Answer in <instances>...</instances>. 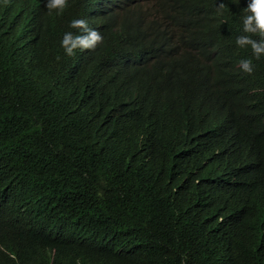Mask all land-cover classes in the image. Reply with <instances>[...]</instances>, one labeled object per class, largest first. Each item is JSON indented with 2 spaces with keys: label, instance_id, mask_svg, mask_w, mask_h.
Wrapping results in <instances>:
<instances>
[{
  "label": "trees",
  "instance_id": "16d2710c",
  "mask_svg": "<svg viewBox=\"0 0 264 264\" xmlns=\"http://www.w3.org/2000/svg\"><path fill=\"white\" fill-rule=\"evenodd\" d=\"M245 2L27 0L0 24V264H264V55L235 45ZM74 18L109 19L101 48L140 53L65 56Z\"/></svg>",
  "mask_w": 264,
  "mask_h": 264
},
{
  "label": "clouds",
  "instance_id": "9594fccd",
  "mask_svg": "<svg viewBox=\"0 0 264 264\" xmlns=\"http://www.w3.org/2000/svg\"><path fill=\"white\" fill-rule=\"evenodd\" d=\"M26 1L0 0V24L4 23V25L10 26L14 23L13 21L19 19L21 14L18 12V8H26ZM43 3L49 15L53 11H55L56 15H60L67 5V0H43ZM223 6L222 3L217 5L218 8H222ZM242 11L244 15L241 17L240 31L243 34L235 38V45L238 48L247 46L250 49L252 58L259 59L261 55H264V0H246ZM110 23L109 19L105 21L101 20L100 24L95 27L83 18L71 19L68 22V28L78 31L75 33L72 31L63 32L59 40V47L63 54L68 57L77 54L85 59L98 56L102 61L107 63L122 60V64L127 65L126 62L133 59L134 55L139 54V50L132 52L128 48L125 51L114 50L113 48H101V42L109 32ZM147 66L148 64L146 63L137 68L136 73L141 75ZM228 70L225 80L229 85L234 86L235 73L241 74V71L242 73L251 74L253 65L250 59L244 58L240 59L238 64L228 66ZM128 72H130L128 69L124 71V73Z\"/></svg>",
  "mask_w": 264,
  "mask_h": 264
}]
</instances>
